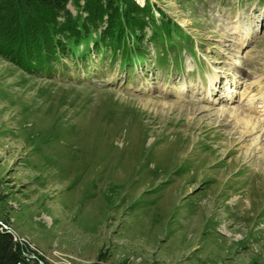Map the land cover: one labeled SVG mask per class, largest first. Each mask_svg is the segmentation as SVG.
<instances>
[{"label":"rangeland","instance_id":"rangeland-1","mask_svg":"<svg viewBox=\"0 0 264 264\" xmlns=\"http://www.w3.org/2000/svg\"><path fill=\"white\" fill-rule=\"evenodd\" d=\"M149 1L178 42L131 65L0 57V222L42 264H264V0Z\"/></svg>","mask_w":264,"mask_h":264},{"label":"trees","instance_id":"trees-1","mask_svg":"<svg viewBox=\"0 0 264 264\" xmlns=\"http://www.w3.org/2000/svg\"><path fill=\"white\" fill-rule=\"evenodd\" d=\"M154 10L149 0L145 5L137 0H0V57L29 74L48 76L65 59L84 62L92 51L131 65L136 57H146L145 41L172 48L178 42L173 38L181 29L161 10L159 22ZM24 256L21 244L0 225V264H40Z\"/></svg>","mask_w":264,"mask_h":264},{"label":"bare ground","instance_id":"bare-ground-1","mask_svg":"<svg viewBox=\"0 0 264 264\" xmlns=\"http://www.w3.org/2000/svg\"><path fill=\"white\" fill-rule=\"evenodd\" d=\"M138 1L141 4L144 3V0H138ZM262 101L264 102V96L262 97ZM142 104H143V106L145 108H147V107L148 108H152V106H153V109H155V107H156L157 108V110H156L157 111V114H161V113L163 114V113H165L166 110H171V109L173 111V109L176 106V104H171V103H168V102H165V101H159L157 103H155L153 101L152 102L151 101H147L145 103L142 102ZM199 109H187V110H185L184 108H181L180 111H181V114L182 113H185V115L187 116V119H194L195 114H196V112ZM226 112L218 113L217 116L225 118L227 116L226 115ZM231 114L235 118V122H234V125L236 127V130L235 131L238 132V133H240L242 135V137H243V139L241 140V142H238V143L233 144L232 152H234V151H237L239 149L238 145L240 143L241 144H244V142L246 141L245 138L247 136H250L253 132L259 130V126H257V124H255V123H252V121L249 118H246V116H240V115H243V114L242 113L239 114V111L237 109L235 110L234 113L232 112ZM211 122L213 123L214 122V119H212ZM224 136L226 137V139H228L224 143V146L227 147L230 144V138H228L229 134L228 133H225ZM244 147H248V149H247V151L241 153L239 155V157L240 156L241 157L242 156H248L249 154H251V151L249 150L250 146H248L246 144V145H242L241 148H244ZM262 149L264 150V146L262 147ZM257 160H258V158H257ZM259 161L264 166V158L263 159L262 158H259ZM1 225H3L2 222H1ZM4 227L12 230L10 227H8L7 224H4ZM16 237L17 236L14 235L15 241H17V239H18ZM26 248H27V246H24V245L21 244V250L23 251V253H24V255L26 257H28L29 259H38L39 261H41L40 258L31 249H28L27 250Z\"/></svg>","mask_w":264,"mask_h":264},{"label":"water","instance_id":"water-1","mask_svg":"<svg viewBox=\"0 0 264 264\" xmlns=\"http://www.w3.org/2000/svg\"><path fill=\"white\" fill-rule=\"evenodd\" d=\"M146 2L144 1V4H145ZM3 225H1V222H0V225L2 226V228L4 229V230H6L8 233H11L12 235H14V232L13 231H11L10 229H8V228H5L4 227V223H2ZM26 259H28L29 261L30 260H32V259H29L28 257H26V256H24ZM40 264H42V263H40Z\"/></svg>","mask_w":264,"mask_h":264},{"label":"built area","instance_id":"built-area-1","mask_svg":"<svg viewBox=\"0 0 264 264\" xmlns=\"http://www.w3.org/2000/svg\"><path fill=\"white\" fill-rule=\"evenodd\" d=\"M28 260V259H27Z\"/></svg>","mask_w":264,"mask_h":264}]
</instances>
